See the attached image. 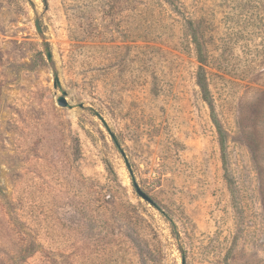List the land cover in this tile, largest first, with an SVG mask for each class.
I'll list each match as a JSON object with an SVG mask.
<instances>
[{
    "label": "rangeland",
    "instance_id": "374dc122",
    "mask_svg": "<svg viewBox=\"0 0 264 264\" xmlns=\"http://www.w3.org/2000/svg\"><path fill=\"white\" fill-rule=\"evenodd\" d=\"M175 1L0 0V264H264V0Z\"/></svg>",
    "mask_w": 264,
    "mask_h": 264
},
{
    "label": "trees",
    "instance_id": "16d2710c",
    "mask_svg": "<svg viewBox=\"0 0 264 264\" xmlns=\"http://www.w3.org/2000/svg\"><path fill=\"white\" fill-rule=\"evenodd\" d=\"M43 1L45 2V0ZM163 1L166 2L169 6L173 7L174 9H178V5L175 0H163ZM186 31L188 33L189 40H191L190 42L194 46L196 60L198 63V70L196 73V84L199 87L203 101L210 107L212 111L211 120L217 130L220 149L222 152V156L224 158L225 149H226V132L224 131L217 117L214 115V111L212 107V98L210 95V90H209L205 70L203 68L207 63L208 56L205 49V45L202 41V33H201L202 29L200 28L199 25H196L194 22H192V20H189L188 22H186Z\"/></svg>",
    "mask_w": 264,
    "mask_h": 264
},
{
    "label": "water",
    "instance_id": "95a60500",
    "mask_svg": "<svg viewBox=\"0 0 264 264\" xmlns=\"http://www.w3.org/2000/svg\"><path fill=\"white\" fill-rule=\"evenodd\" d=\"M34 22H35V27H36L37 34H38V35H41V27H40V25H39V20H38V19H35ZM43 45H44V43H43ZM44 50H45V53H46L47 59H48V60H51V55H50V52H49L48 48L45 47ZM57 104H58L59 106H61V107H67V103H66L65 100L62 99V98H60V99L58 100ZM137 192H138V194H139L142 198L148 200V198H147L143 193H141L140 191H137ZM148 201H149V200H148Z\"/></svg>",
    "mask_w": 264,
    "mask_h": 264
}]
</instances>
